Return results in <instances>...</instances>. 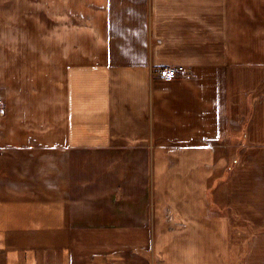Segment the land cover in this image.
Instances as JSON below:
<instances>
[{"label": "crops", "instance_id": "crops-1", "mask_svg": "<svg viewBox=\"0 0 264 264\" xmlns=\"http://www.w3.org/2000/svg\"><path fill=\"white\" fill-rule=\"evenodd\" d=\"M5 7L0 264H264V0Z\"/></svg>", "mask_w": 264, "mask_h": 264}, {"label": "built area", "instance_id": "built-area-1", "mask_svg": "<svg viewBox=\"0 0 264 264\" xmlns=\"http://www.w3.org/2000/svg\"><path fill=\"white\" fill-rule=\"evenodd\" d=\"M159 76L163 79H173L178 76L186 75L188 70L186 69L185 65L178 64V65H166L162 66L157 70ZM4 109L1 105V99H0V113H3Z\"/></svg>", "mask_w": 264, "mask_h": 264}, {"label": "rangeland", "instance_id": "rangeland-1", "mask_svg": "<svg viewBox=\"0 0 264 264\" xmlns=\"http://www.w3.org/2000/svg\"><path fill=\"white\" fill-rule=\"evenodd\" d=\"M1 2V6L6 3V7L5 8H11L12 6H14V0H0ZM12 18V17H11ZM7 20H9V14L7 13ZM1 105L3 107V101L1 100ZM4 109V107H3ZM231 167V164H230ZM225 181V179L223 180ZM222 180L220 182H218L219 186L218 189H216L217 191L213 194H211V199H221V198H225V196L223 195V191L221 190V185H222ZM212 192V191H211Z\"/></svg>", "mask_w": 264, "mask_h": 264}]
</instances>
